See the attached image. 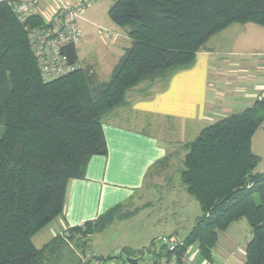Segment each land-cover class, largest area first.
<instances>
[{
    "label": "trees",
    "instance_id": "obj_1",
    "mask_svg": "<svg viewBox=\"0 0 264 264\" xmlns=\"http://www.w3.org/2000/svg\"><path fill=\"white\" fill-rule=\"evenodd\" d=\"M16 3L21 2L0 1V264H43L74 240L85 253L94 234L134 215L119 205L40 249L33 242L63 216L69 182L84 179L91 159L107 154L105 119L124 108L129 92L140 85L151 87L191 68L228 27H264V0H115L109 18L128 28L132 45L111 78L101 81L88 66L50 82L41 77L27 31L45 21L32 16L24 27L13 11ZM263 125L264 98H259L206 126L186 146L180 180L201 215L182 243L163 236L177 241L174 250L154 240L143 250L123 248L119 255L93 259L171 264L176 255L180 263L194 244L210 258L219 232L246 219L252 229L246 264H264V173H255L260 157L252 150Z\"/></svg>",
    "mask_w": 264,
    "mask_h": 264
},
{
    "label": "crops",
    "instance_id": "obj_2",
    "mask_svg": "<svg viewBox=\"0 0 264 264\" xmlns=\"http://www.w3.org/2000/svg\"><path fill=\"white\" fill-rule=\"evenodd\" d=\"M14 1L36 2L45 19L57 10V0L53 5L48 0ZM223 36L230 43L228 47L222 49L209 42L191 68L168 81L156 82L144 92V87H137L136 95L127 98L125 108L104 122L107 154L91 159L84 179L69 182L63 216L39 232L33 238L34 244L39 235L49 242L116 206L130 205L159 163L168 159L171 166L178 161L183 164L186 146L203 128L244 111L264 97V27L234 24L223 31ZM130 40L129 36L124 38L123 52L131 47ZM90 66L98 74V66ZM200 215L195 209L187 235ZM251 239L252 229L242 219L219 232L210 258L201 254L198 244L190 246L187 264H246Z\"/></svg>",
    "mask_w": 264,
    "mask_h": 264
},
{
    "label": "rangeland",
    "instance_id": "obj_3",
    "mask_svg": "<svg viewBox=\"0 0 264 264\" xmlns=\"http://www.w3.org/2000/svg\"><path fill=\"white\" fill-rule=\"evenodd\" d=\"M73 1L57 0L56 6ZM47 2L51 5L55 4V0ZM114 2L115 0H91V5L84 10L78 21L81 32V42L76 47L78 65L81 68L90 65L98 66L101 81H108L111 78L113 69L123 54L124 38L128 37V28L117 26L109 18L108 12ZM23 25L25 27L24 23ZM110 33H115L116 37H111ZM222 37H224L223 32L212 38L210 43L218 44L222 49L228 47L230 43L224 41ZM148 86V83H144L139 87H144V92ZM130 93L132 95L128 98L136 95L135 90ZM124 108L116 109L115 113ZM112 115L108 118L109 120L111 117L114 118ZM3 132L4 129L0 128V135ZM252 150L260 157L255 173H264V126L254 134ZM182 168L183 164L179 161L174 162L172 166L170 164L157 166L149 174L145 187L139 191L133 202L124 208V214L133 213L137 214L136 216L116 221L106 230L94 234L85 253L80 246L82 242L76 243L74 240L64 246L60 253L47 258L43 264H94L95 257L106 259L116 256L123 248L143 250L149 247L153 240L160 244L163 236L170 234H173V238L177 241L183 240L187 236L188 225L193 220L195 209L199 213L201 209L196 200L185 192L180 180ZM175 229L176 234L173 233ZM46 242L48 240L40 235L35 239L36 247L39 249ZM116 261L118 260L110 263L116 264Z\"/></svg>",
    "mask_w": 264,
    "mask_h": 264
},
{
    "label": "built area",
    "instance_id": "obj_4",
    "mask_svg": "<svg viewBox=\"0 0 264 264\" xmlns=\"http://www.w3.org/2000/svg\"><path fill=\"white\" fill-rule=\"evenodd\" d=\"M91 5V0H74L69 3L59 4L57 10L47 19L42 26L28 27V39L37 60L41 77L45 82L72 74L80 68L78 61L71 65L67 57L62 53V48L73 43L75 47L81 42L79 19L84 10ZM18 18L26 25L28 18L42 16L38 5L34 1L16 3L13 7ZM115 38V33H110ZM264 98V97H263ZM171 251L178 244L168 237L161 239ZM94 264H111L113 261L95 260ZM171 264H178L176 255L172 256ZM116 264H122L116 261ZM113 264V263H112ZM179 264H187L186 253L183 254Z\"/></svg>",
    "mask_w": 264,
    "mask_h": 264
},
{
    "label": "water",
    "instance_id": "obj_5",
    "mask_svg": "<svg viewBox=\"0 0 264 264\" xmlns=\"http://www.w3.org/2000/svg\"><path fill=\"white\" fill-rule=\"evenodd\" d=\"M62 53L67 57L71 65L78 61L77 49L73 43L62 48Z\"/></svg>",
    "mask_w": 264,
    "mask_h": 264
}]
</instances>
